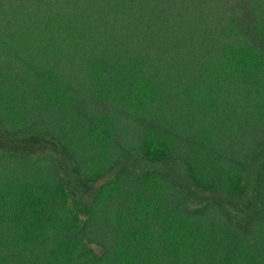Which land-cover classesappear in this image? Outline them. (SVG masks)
Wrapping results in <instances>:
<instances>
[{
    "label": "trees",
    "instance_id": "trees-1",
    "mask_svg": "<svg viewBox=\"0 0 264 264\" xmlns=\"http://www.w3.org/2000/svg\"><path fill=\"white\" fill-rule=\"evenodd\" d=\"M0 264H264V0H0Z\"/></svg>",
    "mask_w": 264,
    "mask_h": 264
}]
</instances>
